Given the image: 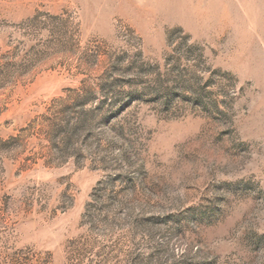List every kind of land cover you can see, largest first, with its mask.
I'll return each mask as SVG.
<instances>
[{"label":"rangeland","instance_id":"obj_1","mask_svg":"<svg viewBox=\"0 0 264 264\" xmlns=\"http://www.w3.org/2000/svg\"><path fill=\"white\" fill-rule=\"evenodd\" d=\"M0 264H264V0H0Z\"/></svg>","mask_w":264,"mask_h":264}]
</instances>
